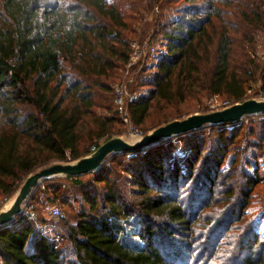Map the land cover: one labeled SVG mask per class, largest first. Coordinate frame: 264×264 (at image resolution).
<instances>
[{"label":"trees","instance_id":"obj_1","mask_svg":"<svg viewBox=\"0 0 264 264\" xmlns=\"http://www.w3.org/2000/svg\"><path fill=\"white\" fill-rule=\"evenodd\" d=\"M156 1L175 15L142 26L165 51L155 70L150 57L133 69V124L147 134L207 97L248 101L264 0ZM144 15L139 0H0V198L122 135L112 87ZM247 119L44 181L28 200L35 218L0 227V264H264V235L249 213L264 183L249 156L264 148V136L255 139L264 120ZM48 205L62 216L50 217Z\"/></svg>","mask_w":264,"mask_h":264},{"label":"water","instance_id":"obj_2","mask_svg":"<svg viewBox=\"0 0 264 264\" xmlns=\"http://www.w3.org/2000/svg\"><path fill=\"white\" fill-rule=\"evenodd\" d=\"M263 113L264 101L248 100L223 111L196 114L182 121L176 120L147 134L138 143L125 141L121 138L113 139L102 145L91 156L80 161L68 164H55L41 169L24 182L10 208L0 213V227L10 224L22 215L24 204L46 180L61 176H85L98 170L112 155L136 153L158 145L163 141L189 134L208 126L237 123L246 117Z\"/></svg>","mask_w":264,"mask_h":264},{"label":"rangeland","instance_id":"obj_3","mask_svg":"<svg viewBox=\"0 0 264 264\" xmlns=\"http://www.w3.org/2000/svg\"><path fill=\"white\" fill-rule=\"evenodd\" d=\"M139 2H140V6H141L142 10H144V12H145V15L143 18V22L140 24V26H137L138 29H136V31H137L136 36L134 37L133 42H132V43H136L139 45V52H141V54H139L138 60L136 62L137 64L135 65V67L138 65V63L145 60V58L150 57L148 59V67H150V69H152V68L154 69L155 65H157V63L154 64L155 58L152 57L151 47L155 50L157 56L159 55V53H163L165 51V49H164V46H161V45L155 46V45L151 44V46H150L149 40H145L143 38L144 33H143L142 26L147 25V24H149V26H151V25H154L158 22L164 23L169 18L174 17L175 10L172 7L171 8H162L161 2H157L156 0H139ZM257 42H258V48H257L256 55L258 57L261 68L257 74V81L255 83L250 84V88L253 91L252 92L253 96L258 94L259 92L264 93V36L262 34L258 35ZM120 74H121L120 78L114 83V85L112 87L113 95H114L115 88L118 85H120L122 83V81L124 80L125 75H126V70L124 69L123 71L120 72ZM132 75H133V71H132ZM135 84H136L135 82L132 84V86L129 89V92L132 95H134L135 97H138V94L136 92H134V85ZM113 98H114V96H113ZM209 99H210V97H207L203 100L202 104L194 106V108L192 110V114L190 116H193L196 114H207V113H205V111H207L206 103ZM190 116L184 115L181 119H179V121L185 120ZM163 126H165V125H163ZM139 129L145 134V132L143 131L142 128H139ZM123 131L124 132L122 133V135L119 138L124 139L125 141H129V139H127L124 136V133H125L124 128H123ZM151 132L152 131L148 132L147 134H149ZM147 134H145V135H147ZM257 135L258 136L255 137L256 140L258 139L259 136H262V135L264 136V129H262V130L260 129L258 131ZM180 145H182V144H180ZM241 147H245V144L242 143ZM263 147H264V142H263ZM252 155H256V160H257V163L259 166V173L261 176H264V148L261 149L260 151H258V150L254 151L251 149L249 152V156H252ZM71 163H74V162H71ZM53 165H55V164H53ZM16 195L13 198H7V197L0 198V202H3V205H2L3 211H6L7 209L10 208L13 201L15 200ZM59 207H61V206L59 205ZM61 209H62L63 213L65 214V213H72L73 211H76L78 209V207H77V205L73 204L72 207H67V208H65V210L62 207H61ZM39 211H41V210H39ZM39 213H41V212H39ZM46 213H47V211H46ZM249 213L255 219L254 226L256 227L257 233H259L260 235H264V183L258 185L255 188V191L253 194V199H252L251 205L249 207ZM36 214H37V211H36ZM54 228L50 229V231H52V230L55 231L54 235L56 233H61L60 230H56ZM56 235H55V237H58Z\"/></svg>","mask_w":264,"mask_h":264},{"label":"built area","instance_id":"obj_4","mask_svg":"<svg viewBox=\"0 0 264 264\" xmlns=\"http://www.w3.org/2000/svg\"><path fill=\"white\" fill-rule=\"evenodd\" d=\"M131 48L134 53L131 57L129 64L125 68L126 70L125 78L122 81V83L118 85L114 90V106L125 127L124 136L127 139H129L130 142L138 143L146 135L137 126H135L131 120L129 106L136 99V97L129 92V89L132 86V84L135 82L134 77L132 75V71L135 65L137 64L136 62L141 52H139V45L136 43H132ZM151 49H152L151 51L152 57L156 58L157 54L155 50L152 47ZM252 92L253 91L251 88L248 89L247 91L248 100L264 101V93L259 92L258 94L253 96ZM234 105L235 104H233L232 101L230 100L222 99L219 96H214L207 101L206 109L208 113H213V112L223 111L225 109L231 108ZM251 117L256 118L258 121L264 120V115L262 114L251 116ZM247 118H250V117H246L245 119ZM246 121H248V119ZM91 151L93 153L96 152V147H93ZM2 205H3V202H0V213L3 212ZM46 211H47V214L52 218H58L62 216L61 209L57 206L48 205L46 207ZM22 214L26 216L28 219H34L36 215L34 205L29 204V202L27 201L25 205L23 206Z\"/></svg>","mask_w":264,"mask_h":264}]
</instances>
